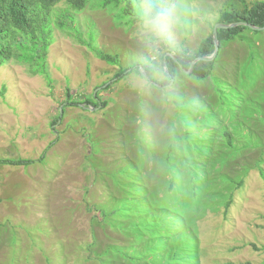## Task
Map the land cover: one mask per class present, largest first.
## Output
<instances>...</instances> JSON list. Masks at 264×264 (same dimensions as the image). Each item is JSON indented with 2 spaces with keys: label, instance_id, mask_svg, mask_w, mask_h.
Listing matches in <instances>:
<instances>
[{
  "label": "rangeland",
  "instance_id": "obj_1",
  "mask_svg": "<svg viewBox=\"0 0 264 264\" xmlns=\"http://www.w3.org/2000/svg\"><path fill=\"white\" fill-rule=\"evenodd\" d=\"M100 1L73 14L61 2L51 21L71 13L119 65L53 26L50 84L14 60L0 66V264H264V30L219 44L208 78L179 70L161 87L131 70L114 77L192 53L240 3L172 0L143 21L155 0ZM93 94L104 108L68 104ZM115 204L119 229L96 209Z\"/></svg>",
  "mask_w": 264,
  "mask_h": 264
},
{
  "label": "trees",
  "instance_id": "obj_2",
  "mask_svg": "<svg viewBox=\"0 0 264 264\" xmlns=\"http://www.w3.org/2000/svg\"><path fill=\"white\" fill-rule=\"evenodd\" d=\"M131 2V0H102L96 5L98 9H104L108 4L114 2L116 6H120L123 2ZM138 3L140 0H134ZM241 5V9L232 10L229 13L223 15L224 22L222 24H231L234 22H246L255 27H264V1L255 2L252 5H248L246 0H237ZM64 2L66 6L73 11H82L87 0H0V66L4 63L14 60L18 64H24L28 66L29 73L33 76H42L48 84H50V78L46 71V54L50 45L51 30L55 28L67 33L72 34L73 38L82 45H85L91 50L96 58L105 62L111 66L119 65L118 57L116 55H110L103 53L102 51L95 49L91 44L85 43L81 39L80 32L75 26L74 19H72L71 13H63L54 22L51 21L52 9H55L58 4ZM172 4V0H155L152 5V11L143 14L142 18H138L143 21H150L155 19L160 13L167 10ZM53 13V12H52ZM71 15V16H70ZM250 30L245 26H238L229 29H218L217 39L219 44L227 43L237 37V34L242 30ZM257 32V31H255ZM214 44L212 40V33L208 34L203 38L197 48L189 53L186 49L182 51L169 50L170 52H164L158 54L153 61L148 63H142L133 67L122 69L115 75L114 78H118L123 74L125 70H131L138 76L144 79L140 73L138 66H141L145 74L149 78V82H154L159 86H166L170 79L174 80L177 71L185 72L188 70L191 61L196 57H208L212 54ZM167 53L171 55H167ZM216 58V57H215ZM205 63L202 61L196 62L190 73V76L198 80L208 78L212 74L213 63ZM165 62V65L163 64ZM164 66L167 72L164 70ZM162 73L167 79L155 80L154 73ZM112 78V79H114ZM111 79V80H112ZM103 86V84H102ZM101 86V87H102ZM110 85L106 86L108 89ZM66 90L67 100L71 101V97ZM5 88L0 87V96H4ZM69 105H83L82 108L87 110V107H97L99 104L102 108L105 105L99 101L97 95H90L89 99L84 102H69ZM63 113V110H60ZM62 113L58 115L56 122L62 119ZM224 136L227 137V147H232L228 133L225 132ZM41 156L40 160H42ZM4 164L9 165H29L35 161L31 160H3ZM261 177L264 180V172L260 170ZM168 192V191H167ZM166 192V193H167ZM227 200L224 201V207L229 203V195ZM99 215L102 217L104 222L111 225H116L119 229L122 225L117 223L116 217H113L117 213H121L122 208L115 204L107 209L96 206ZM112 222V223H111ZM104 223L102 222V225ZM107 254V252H105ZM99 255V254H97ZM104 255V254H103ZM89 259V258H88ZM88 259L85 261L88 262ZM235 264V263H225ZM239 264H251L249 262Z\"/></svg>",
  "mask_w": 264,
  "mask_h": 264
},
{
  "label": "water",
  "instance_id": "obj_3",
  "mask_svg": "<svg viewBox=\"0 0 264 264\" xmlns=\"http://www.w3.org/2000/svg\"><path fill=\"white\" fill-rule=\"evenodd\" d=\"M238 26H245V27H247V28H249L250 30H253V31H261V30H264V27H255V26H253V25H251L249 23L242 22V21L234 22V23H231V24H222V23L216 24L214 26L213 30H212V40H213V44H214V49H213L212 54L210 56H208V57H196V58H194L191 61L188 70H186L185 72L186 73H190L192 71L193 65L196 62H198V61H202V62H205V63H209V62H212L215 59V57L217 55V52H218V49H219V42H218V39H217V30L218 29H229V28H235V27H238ZM167 55H171V54L168 53ZM163 64L165 65V62H163ZM138 69H139L140 73L143 75L144 79L147 80V81H149V78L145 74V72L143 71L142 67L141 66H138ZM164 70H165L166 73H168L165 66H164ZM151 83L156 84L154 82H151ZM87 109H90V108L87 107Z\"/></svg>",
  "mask_w": 264,
  "mask_h": 264
}]
</instances>
